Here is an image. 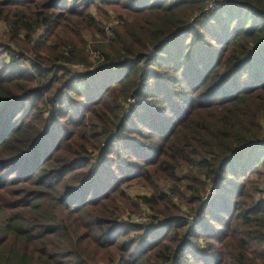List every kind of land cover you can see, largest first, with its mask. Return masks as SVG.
I'll return each instance as SVG.
<instances>
[{
	"label": "trees",
	"instance_id": "16d2710c",
	"mask_svg": "<svg viewBox=\"0 0 264 264\" xmlns=\"http://www.w3.org/2000/svg\"><path fill=\"white\" fill-rule=\"evenodd\" d=\"M212 1L0 0V264H264V0Z\"/></svg>",
	"mask_w": 264,
	"mask_h": 264
},
{
	"label": "rangeland",
	"instance_id": "374dc122",
	"mask_svg": "<svg viewBox=\"0 0 264 264\" xmlns=\"http://www.w3.org/2000/svg\"><path fill=\"white\" fill-rule=\"evenodd\" d=\"M207 7H209V5L207 6ZM110 15H111V17H114V14L113 13H110ZM3 30H4V23L0 20V34H2L3 33ZM43 33V30H41V31H39L38 32V34H42ZM109 32H107V34H108ZM97 56V55H96ZM99 56V55H98ZM93 59V64H96L97 63V61H96V59L95 58H92ZM19 65L20 66H23L24 67V65L22 64V63H19ZM78 65V66H77ZM73 67V70H83V65L82 64H75V65H73L72 66ZM93 67H92V64H91V66H90V68L89 69H92ZM126 191H127V193L129 194V196L130 197H133V196H135V195H140V194H144V193H147L148 191L145 189V188H143V187H141V186H139V185H133V186H131V187H129V188H127L126 189ZM141 212H140V214L139 215H136L134 212H131V213H129V215H130V217H132L133 219V221H135L136 219L138 220V221H135V222H137V223H141V221L143 222H145L146 220L145 219H148V217H149V215H150V212L148 211V209L144 206V205H141ZM143 212V213H142ZM142 213V214H141ZM141 216H143L145 219L144 220H140V218H141Z\"/></svg>",
	"mask_w": 264,
	"mask_h": 264
},
{
	"label": "built area",
	"instance_id": "2783aa9c",
	"mask_svg": "<svg viewBox=\"0 0 264 264\" xmlns=\"http://www.w3.org/2000/svg\"><path fill=\"white\" fill-rule=\"evenodd\" d=\"M219 5V2L218 0H213L210 4H209V7H207L206 9L207 10H212L214 9L215 7H217ZM78 66V65H77ZM131 102L134 101V100H130ZM145 218L143 216H141L140 220H144ZM139 220V219H138ZM137 219L135 221H138Z\"/></svg>",
	"mask_w": 264,
	"mask_h": 264
}]
</instances>
